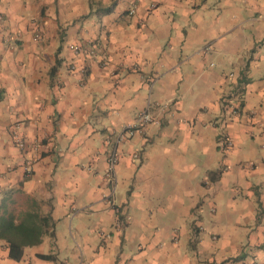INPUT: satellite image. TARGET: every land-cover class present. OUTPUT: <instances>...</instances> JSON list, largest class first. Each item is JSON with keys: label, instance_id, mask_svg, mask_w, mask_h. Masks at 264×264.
Masks as SVG:
<instances>
[{"label": "crops", "instance_id": "crops-1", "mask_svg": "<svg viewBox=\"0 0 264 264\" xmlns=\"http://www.w3.org/2000/svg\"><path fill=\"white\" fill-rule=\"evenodd\" d=\"M31 201L55 227L0 264H264V0H0V205Z\"/></svg>", "mask_w": 264, "mask_h": 264}, {"label": "trees", "instance_id": "trees-1", "mask_svg": "<svg viewBox=\"0 0 264 264\" xmlns=\"http://www.w3.org/2000/svg\"><path fill=\"white\" fill-rule=\"evenodd\" d=\"M54 227L50 215H43L35 201L18 212L6 204L0 205V239L9 244L11 259L21 260L25 248L42 243L43 237ZM40 258L55 259L51 255H42Z\"/></svg>", "mask_w": 264, "mask_h": 264}, {"label": "built area", "instance_id": "built-area-1", "mask_svg": "<svg viewBox=\"0 0 264 264\" xmlns=\"http://www.w3.org/2000/svg\"><path fill=\"white\" fill-rule=\"evenodd\" d=\"M154 8V6H152ZM129 15L133 16L136 13V8L135 6L132 7L129 11H128ZM41 35L40 33H36L35 35V39L38 40L40 39ZM90 48V54L92 56L96 55L95 54V49L93 48V46L89 47ZM72 51L74 52V54H76L77 56L80 55L81 52V47L78 45H74L71 47ZM78 69H80L76 64H72L70 66V71H77ZM80 71L83 73L84 70L80 69ZM233 113L235 115H238L239 112L236 108H233ZM155 120L152 117V114L150 112L149 107L147 109H145L143 112H141L135 119L134 123L132 125H130L128 128H126L121 134H119L113 144L111 145V149H110V154L108 157V167H107V177L109 178V180L111 182H117V176H116V168L117 165L119 163V154H118V147L121 143L125 142L127 139L134 137V135L137 132L142 131L143 126L147 125V124H151L153 123ZM18 128V127H17ZM13 136L15 139V142L17 144V146L21 149V150H26L28 148V145L26 144V141L23 137H21V135L19 134L18 130L15 129V131L13 132ZM221 146H223L224 149H231L233 147V140L230 138V136L228 135H223L221 137ZM32 160H29V162H27V165L25 166V171L26 174H31L32 173ZM118 212V210H117ZM126 220L125 219H119L117 222V226H123L125 225Z\"/></svg>", "mask_w": 264, "mask_h": 264}]
</instances>
